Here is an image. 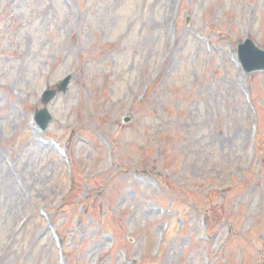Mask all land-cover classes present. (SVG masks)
I'll use <instances>...</instances> for the list:
<instances>
[{"label":"rangeland","instance_id":"rangeland-1","mask_svg":"<svg viewBox=\"0 0 264 264\" xmlns=\"http://www.w3.org/2000/svg\"><path fill=\"white\" fill-rule=\"evenodd\" d=\"M246 38L264 0H0V264H264Z\"/></svg>","mask_w":264,"mask_h":264},{"label":"water","instance_id":"water-1","mask_svg":"<svg viewBox=\"0 0 264 264\" xmlns=\"http://www.w3.org/2000/svg\"><path fill=\"white\" fill-rule=\"evenodd\" d=\"M239 51V60L246 71L253 69H264V51L257 48L251 41H246L242 44ZM64 88V86H62ZM53 92L48 91L44 94L43 99L48 101ZM49 116L46 114L45 110L42 109L37 113V120L46 123Z\"/></svg>","mask_w":264,"mask_h":264}]
</instances>
